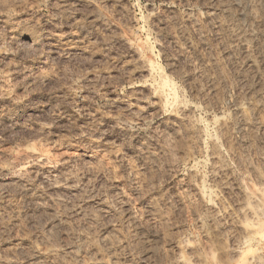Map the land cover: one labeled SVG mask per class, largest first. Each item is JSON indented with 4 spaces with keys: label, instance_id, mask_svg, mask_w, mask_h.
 Instances as JSON below:
<instances>
[{
    "label": "rangeland",
    "instance_id": "rangeland-1",
    "mask_svg": "<svg viewBox=\"0 0 264 264\" xmlns=\"http://www.w3.org/2000/svg\"><path fill=\"white\" fill-rule=\"evenodd\" d=\"M218 1L99 0L96 6L91 1V4L80 1L65 6L59 0H0V260L30 264L33 258L43 256L50 264L57 256L69 264L77 261L80 264L81 260V264H94L91 254L95 252L103 258V263L97 264H107L109 254L107 251L105 254L106 246L101 241L104 235L111 240L115 238L110 234L109 224L119 229L111 245H115L112 249H115L117 264H173L174 242H186L190 238L203 254L214 249L210 238L201 232L202 219L197 220L188 202H182L181 197L185 177L192 167L200 169L208 178L207 152L203 163L193 159L190 163L183 162V155L193 152L185 138L180 140L184 148L180 147V141L175 146L171 124L165 116L167 109L171 111L177 105L187 107L193 103L192 119L201 128L205 150L210 151V141L222 144V137L217 135V117L229 119L236 108L235 100L244 97L243 101L250 98L264 103V79L260 81L264 73V0H237L230 8L229 2ZM190 11L197 17L194 23L188 18ZM211 11L212 16H207ZM248 27L254 28L252 37L240 41L239 34ZM177 32L191 46L177 45ZM74 33L80 36L68 54V45L61 44L60 39L62 35ZM26 34L37 35V47L27 44ZM45 35L51 38L50 50L43 38ZM129 43L144 55H150L160 68L147 78L148 82L157 81L155 84L160 85L158 82L165 80L170 85L164 84L165 88L173 89L172 92L168 87L173 94L168 90L172 96L168 103L176 102L167 103L170 108L166 106V112L154 103L152 93L146 89L137 93L130 88L133 82L143 83L145 78L133 77L135 65ZM250 59L257 66H251ZM249 90L253 93L248 96ZM207 100L211 105L208 111L203 108ZM236 124L232 127L235 137L241 136L239 139L247 145L256 142ZM31 143L46 154L53 175L41 173L40 178H35L28 167L22 168L28 160L24 150ZM262 147L260 150L264 153ZM149 150L157 153L156 158L149 157ZM233 170L235 176L248 175L235 164ZM51 176L67 181L71 189L76 188L73 190L78 196H70L67 207H52L47 202L45 208H40L27 202L22 194L24 182H41L43 185L38 184L39 187L45 189L46 182L54 181ZM119 187L121 193L117 195L114 191ZM123 201L130 205L134 215L137 213L138 225L126 219ZM154 207L157 215L162 214V220L159 215L148 212ZM54 214L62 216L67 225L53 226Z\"/></svg>",
    "mask_w": 264,
    "mask_h": 264
},
{
    "label": "bare ground",
    "instance_id": "bare-ground-1",
    "mask_svg": "<svg viewBox=\"0 0 264 264\" xmlns=\"http://www.w3.org/2000/svg\"><path fill=\"white\" fill-rule=\"evenodd\" d=\"M63 5L65 6H70L74 3H79L80 1H89L91 2H95V6L97 5L96 3L99 0H59ZM218 1V0H217ZM220 1H224L226 3H228L229 8L230 6L232 7L234 5V1L238 2L237 0H233V3L229 0H219ZM245 1V0H243ZM207 2V1H206ZM209 2V1H208ZM242 2V1H241ZM243 3V2H242ZM217 4V3H216ZM223 4V3H222ZM225 4V3H224ZM240 3H237L236 5H238ZM244 4V3H243ZM94 5V4H93ZM61 6V4H60ZM235 6V5H234ZM239 6V5H238ZM243 6V5H242ZM261 6V5H260ZM63 7V6H62ZM225 9V6H222ZM241 7V6H239ZM238 7V8H239ZM264 7V6H263ZM74 8V7H73ZM150 8V7H149ZM228 7H226V9H229ZM237 9V6L234 7ZM67 9V8H66ZM232 9V8H231ZM241 9V8H240ZM98 11V10H97ZM228 11V10H227ZM151 13V12H150ZM197 13V12H195ZM214 12H208L207 16H212ZM95 15V14H94ZM188 18H190L191 22H195L197 20V17H195V15L193 16V13L190 11L188 12ZM206 16V17H207ZM218 16V15H217ZM256 16V15H255ZM104 17V16H103ZM195 17V18H194ZM100 18V17H99ZM208 18V17H207ZM214 19V18H213ZM105 20V19H104ZM217 20V19H216ZM175 21V20H174ZM95 22V21H94ZM193 22V23H194ZM192 23V24H193ZM221 25V24H220ZM80 26V25H79ZM173 26V25H172ZM82 27V26H81ZM174 27V26H173ZM177 27V26H176ZM24 28V27H23ZM84 28V27H83ZM82 28V29H83ZM249 28V27H248ZM141 29V28H140ZM199 29V28H198ZM240 29V28H239ZM254 29V28H253ZM253 29L249 28V29H242V33H238L240 35L241 40L240 41H245L246 39H248L249 37H252L253 35ZM174 30V29H173ZM18 31V30H17ZM17 31L16 32V36L17 35ZM184 31V30H183ZM231 31V30H230ZM234 31V30H233ZM20 32V31H19ZM28 32V31H27ZM79 32V31H78ZM84 32V31H83ZM176 32V31H175ZM22 33V32H20ZM31 33V32H30ZM82 33L79 32V34ZM184 33V32H183ZM198 33V31H197ZM220 33V32H219ZM234 33V32H233ZM14 35V33H12ZM19 34V33H18ZM36 34V33H35ZM34 36L31 34H26L24 37L27 38V44L29 45H38L37 44V40L36 36ZM79 34L74 33L71 35H66L61 37V44L64 45H68L67 48L69 49L68 54L70 53L71 50H73L76 45L74 46L73 43L76 42L74 40H76L77 38H79ZM182 33L179 34V32H177V36H176V44L179 45L180 47H189L191 46L189 44V40L187 41L186 38L183 39V37L181 36ZM237 34V35H238ZM255 34V33H254ZM22 35V34H21ZM49 35V34H48ZM43 36V38H45L44 40H47L45 43L46 45H48L49 47L48 50H50L52 44L49 42L50 41V36ZM60 35V34H59ZM20 36V35H19ZM83 36V35H81ZM172 36V35H171ZM199 36V35H198ZM218 36V35H217ZM189 37V36H188ZM235 37V36H234ZM239 37V36H238ZM236 37V38H238ZM20 38V37H18ZM38 38V37H37ZM41 38L40 41L43 39ZM219 38V36H218ZM239 38V39H240ZM16 39V37H15ZM24 40V39H23ZM78 40V39H77ZM173 40V39H172ZM239 41V40H238ZM239 41V42H240ZM39 42V41H38ZM78 42V41H77ZM132 42V41H131ZM130 42V43H131ZM236 42V41H235ZM127 43V42H126ZM129 43V45H130ZM139 43V42H138ZM137 43V44H138ZM141 43V42H140ZM75 44V43H74ZM34 46V47H35ZM45 46V45H44ZM78 46V45H77ZM241 46V45H240ZM243 46V43H242ZM37 47V46H36ZM40 47V46H39ZM178 47V46H177ZM50 48V49H49ZM56 48V47H55ZM131 48V55L133 56L134 59H132L131 61H134L135 67L133 69V72L131 74L134 75H140V76H144V82L143 83H135L133 82L132 85L130 86V88H134L135 90H137L136 92L138 93V91H144V89H146L148 91V93H152L153 97H155L154 99V103H156V105L161 108L160 110H164L167 106L168 103V99L172 100V96H169L168 94V90H170L171 93V87H169L170 85L168 84V81H166V83L161 79L160 76H158L157 74H159L157 72V76L160 77V79L163 81H159L158 83H161L160 85H156L155 83L157 81H155V83L153 84L152 82H148V77L152 76L153 73H155L154 71L158 68V64L157 62L149 55H144L143 53H141L140 49L138 47L134 48L132 45H130ZM243 50L245 49V45L243 46ZM36 49V48H35ZM39 49V48H38ZM41 49V47H40ZM78 49V48H77ZM182 49V48H181ZM241 49V48H240ZM53 50V49H52ZM51 50V51H52ZM84 49H82L83 51ZM87 50V49H86ZM85 50V51H86ZM184 50V49H183ZM50 51V52H51ZM55 51V50H54ZM67 51V49H66ZM185 51V50H184ZM188 51V50H187ZM242 52V50H240ZM43 52V51H42ZM63 52V51H62ZM74 52V51H73ZM78 52V51H77ZM130 52V51H129ZM240 52V53H241ZM40 53V52H39ZM76 53V52H74ZM247 53V52H246ZM62 54V53H61ZM77 54V53H76ZM84 54V53H83ZM72 55V54H71ZM130 55V54H129ZM40 56H42L40 54ZM246 57V56H245ZM209 58V57H208ZM252 58V57H251ZM184 59V58H183ZM255 59V58H254ZM254 59H250L249 60V64L253 67H255L254 65L257 66L256 61ZM246 60V59H245ZM257 60V59H256ZM189 61V60H188ZM206 62V61H205ZM212 62V61H211ZM246 62V61H245ZM46 63V62H45ZM133 63V62H131ZM127 64V63H126ZM219 64V63H218ZM130 65V64H128ZM123 67V66H122ZM250 67V66H249ZM252 67V68H253ZM130 68V67H129ZM259 68V67H258ZM173 69V68H172ZM162 70V69H161ZM171 71V70H170ZM164 72V71H163ZM204 72V71H203ZM258 72V71H257ZM264 72V71H263ZM256 73V72H255ZM161 74H163L161 72ZM160 74V75H161ZM165 74V73H164ZM257 74V73H256ZM264 75V73H263ZM261 75L260 76V81H262L264 79V76ZM43 75H41L42 77ZM156 76V78H158ZM177 76V75H176ZM221 76V75H220ZM223 76V74H222ZM221 76V77H222ZM225 76V75H224ZM258 76V75H257ZM40 77V76H39ZM44 77V76H43ZM136 77V76H135ZM163 77V76H162ZM165 77H167L165 75ZM47 78V77H46ZM152 79H156L151 77ZM259 78V77H258ZM224 79V78H223ZM166 80H168L166 78ZM173 81V80H172ZM137 82V81H136ZM163 83V84H162ZM264 83V82H263ZM164 84H168V87L165 88ZM218 84V83H217ZM172 85V84H171ZM261 86V85H260ZM255 87V86H254ZM259 87V86H258ZM262 87V86H261ZM260 87V88H261ZM216 88V87H215ZM211 89H213L211 87ZM252 89V88H250ZM218 90V89H217ZM221 90V89H220ZM256 90V89H255ZM142 91V92H143ZM209 91V90H208ZM135 92V91H134ZM173 92V89H172ZM210 92V91H209ZM219 91H217L218 93ZM253 90L252 91H248L247 95L249 96V94L252 95ZM219 94V93H218ZM237 94V93H236ZM241 94V93H240ZM244 94V93H243ZM242 94V95H243ZM141 95V94H140ZM170 95H173L172 93ZM214 98L216 96V92L213 94ZM250 95V96H251ZM144 96V95H143ZM169 96V98H168ZM175 96V94H174ZM173 96V98H174ZM152 97V98H153ZM210 98V96H208ZM212 97V98H213ZM240 97V96H239ZM176 98V97H175ZM207 98V97H206ZM213 98V99H214ZM222 98V96H221ZM242 98V97H241ZM237 99L235 101L236 103V108L235 110H233L232 112V116L228 119V118H222L221 116L217 117L219 118L217 121V135L219 134V137H222V144L219 145L218 143H216L215 141L211 142L210 144V151H206L205 150V141L201 132V128L199 126H197L193 119H192V114L194 113V108L195 105L192 103V105L187 106V107H183V106H178L174 109H172L171 111H169V109H167L168 113L165 116V119H167V121L170 122L171 126L169 125L170 128V132H171V136H173V140L174 143L180 141L181 139L184 140L183 138H185V142L189 143V146L191 149V151L193 152L192 155H186L184 154L182 157V161L183 162H187L190 163L191 159L193 160H198L202 162V158L205 157V152H207V158L208 159V164H207V169L208 170V178H206V175L203 174L202 171H200V169L198 168H191L188 172V174L185 177V183L184 184V191L183 194L184 196L182 197V202L187 201L188 205H189V210H191L197 220L202 219L200 221L201 223V232L202 234L204 233V237H208L210 238V240L212 241L211 243L214 244V246H212L214 249L208 250L209 253L203 254L201 253V251L199 250V247L196 243L195 240H193V238L188 239L186 242L184 241H178V242H174V255L172 252V260L174 259L175 262H173V264H264V153H262V151L260 150L261 143L264 141V103L260 104L258 101H252L250 100V98L247 101H243L244 97L242 99ZM139 100V99H137ZM206 100V99H205ZM217 100V99H215ZM261 100V99H260ZM211 103L213 101L209 100ZM218 101V100H217ZM173 102L176 101H172L170 102L171 104H173ZM195 102V101H194ZM202 102V101H201ZM205 103L203 104V108L208 111L210 108V103H208L207 101H204ZM170 103H168L170 105ZM203 103V102H202ZM201 103V105H202ZM217 103V102H215ZM219 103V101H218ZM198 104V103H197ZM214 104V102H213ZM217 106V104H214ZM235 105V104H234ZM199 106V105H198ZM215 106V107H216ZM143 107V106H141ZM140 107V108H141ZM169 107V106H167ZM234 107V106H233ZM51 108V107H50ZM131 108V107H130ZM170 108V107H169ZM173 108V107H172ZM201 108V107H200ZM214 108V106H213ZM220 108V107H219ZM211 109V108H210ZM215 109V108H214ZM134 111V110H133ZM155 111V110H154ZM165 111V110H164ZM163 111V113H164ZM166 112V111H165ZM130 113V112H129ZM137 113V112H136ZM140 113V112H139ZM161 113V112H160ZM207 113V112H206ZM46 114V113H45ZM157 115V114H156ZM155 115V116H156ZM217 115V114H216ZM214 116V115H213ZM212 116V117H213ZM48 117V116H47ZM52 117V116H51ZM214 118V117H213ZM216 118V119H217ZM51 119V118H50ZM117 119V118H115ZM119 119V118H118ZM159 119V118H158ZM200 119V118H199ZM37 120V119H36ZM49 120V119H48ZM115 121V120H114ZM215 121V119H214ZM2 122V121H1ZM166 122V121H165ZM168 122V123H169ZM216 122V121H215ZM118 123V122H117ZM234 123L238 124L240 127V130L243 132V134L250 135L251 138L256 139V142H254L251 145H247L245 142H243V140L239 139L241 136H239V138L235 137L232 131H234L232 129ZM236 124V125H237ZM36 125V124H35ZM164 125V124H163ZM37 126V125H36ZM216 126V125H215ZM37 128V127H36ZM168 128V129H169ZM42 129V128H41ZM237 129V128H235ZM239 130V129H238ZM51 131V130H50ZM38 132V131H37ZM90 132V131H89ZM36 133V132H35ZM90 134V133H89ZM93 134V133H92ZM95 135V134H94ZM216 135V134H215ZM169 136V135H168ZM237 136V135H236ZM218 137V136H216ZM88 138V137H87ZM91 138V137H90ZM165 138V137H164ZM171 138V137H170ZM93 139V138H92ZM98 139V138H95ZM166 139V138H165ZM164 139V140H165ZM250 139V138H249ZM258 139V140H257ZM168 140V139H167ZM171 140V141H173ZM181 140V141H182ZM211 140V139H210ZM247 140V139H246ZM260 140V141H259ZM93 141V140H92ZM98 141V140H97ZM180 147L183 146L182 142ZM251 142V141H250ZM168 143V142H167ZM170 143V142H169ZM168 143V144H169ZM185 143V146L187 147L188 145ZM160 144V143H159ZM184 144V142H183ZM102 145V144H101ZM103 146V145H102ZM143 146V145H142ZM163 146V145H162ZM175 146L177 147L178 145ZM138 147V146H137ZM140 147V146H139ZM174 147V145H173ZM170 147V148H173ZM179 147V148H180ZM185 147V148H186ZM224 147L226 148L225 151H227V153L224 151ZM264 147V146H263ZM262 147V148H263ZM152 148V147H151ZM156 148V147H155ZM184 148V146L182 147ZM166 149V148H165ZM156 150V149H155ZM169 150V149H168ZM182 150V149H181ZM186 150V149H185ZM22 151V150H21ZM150 151V150H149ZM167 151V150H166ZM165 151V152H166ZM170 151V150H169ZM172 151V150H171ZM23 152V151H22ZM176 152V151H175ZM148 153V151H147ZM167 153V152H166ZM164 153V154H166ZM174 153V152H173ZM24 157H27V161L23 164V167H28L26 169L29 170V173L32 174L35 178H38L39 175L41 173H52L51 172V165H49V160L46 156L45 153L38 151L31 143V145L26 146L25 150H24ZM82 153H80L81 155ZM145 154V153H144ZM157 154V153H156ZM156 154L154 151H150L149 152V157L151 158H156ZM163 154V155H164ZM177 154V153H176ZM195 154V155H194ZM79 155V154H78ZM86 155V154H84ZM148 155V154H147ZM161 155V154H160ZM180 155V154H179ZM23 156V155H22ZM91 156V155H90ZM79 157V156H78ZM83 157V156H81ZM181 157V156H180ZM92 158V157H91ZM87 159V157L85 158ZM145 159V158H144ZM26 160V159H24ZM155 160V159H154ZM176 160V159H175ZM179 160V158H178ZM73 161V159H72ZM86 161V160H85ZM90 161V160H89ZM92 161V160H91ZM90 161V162H91ZM177 161V160H176ZM180 161V160H179ZM181 161V162H182ZM205 162V160H203ZM75 162V161H74ZM87 162V161H86ZM194 162V161H193ZM201 162L199 164H201ZM96 163V162H95ZM203 163V162H202ZM93 164V161L92 163ZM171 164V163H170ZM237 165L238 167H240V169H242L241 171H244V173H248L249 177L246 176V174L242 175V176H235L234 175V170H233V165ZM66 165V164H65ZM71 165V164H70ZM74 165V164H73ZM87 165V164H86ZM178 165V164H177ZM20 166V165H19ZM57 166V165H56ZM63 166V165H62ZM91 166V165H89ZM94 166V165H93ZM171 166V165H170ZM11 167V166H10ZM88 167V166H87ZM96 167V166H95ZM99 167V166H98ZM178 167V166H177ZM1 168V167H0ZM70 168V167H69ZM237 168V167H236ZM3 169V168H2ZM62 169V168H61ZM72 169V168H71ZM238 169V168H237ZM1 170V169H0ZM8 170V169H7ZM57 170V169H56ZM64 170V169H63ZM63 170L61 172H63ZM67 170H68V166H67ZM66 170V171H67ZM70 170V169H69ZM239 170V169H238ZM55 171V170H54ZM74 171V170H72ZM79 171V170H78ZM133 171V168H132ZM137 171V170H136ZM174 171V170H173ZM7 172V171H6ZM141 172V171H140ZM69 173H71V170L69 171ZM135 173V172H134ZM137 173L139 174V172L137 171ZM142 173V172H141ZM171 173V172H170ZM205 173V172H204ZM74 174V172H72V175ZM81 174V173H80ZM87 174V173H86ZM239 174V172L237 173ZM53 175V173H52ZM64 175H68L69 174H64ZM77 175V174H76ZM143 175V174H141ZM32 176V177H33ZM46 176V174H45ZM140 176V174L138 175ZM145 176V175H144ZM185 176V175H184ZM52 177V176H51ZM60 177V176H59ZM64 177V176H63ZM40 178V177H39ZM50 178V176H49ZM57 177H52V180L54 179V181H50L46 182L45 185V189H42L39 187L40 183H32V182H21L22 186H19L20 188L22 187V194L24 195V197L27 199H25L27 202H31L34 203L37 207H44V205L49 202L51 204V206H63V207H67L68 206V199L73 198L72 195L74 196V194H77V192L75 193V190L71 189L70 186L67 184V181L65 179L66 182H64L63 180L56 179ZM85 178V177H84ZM89 178V177H88ZM95 178V177H94ZM143 178V176H142ZM30 179V178H29ZM45 179V178H44ZM44 179L41 178V180L44 181ZM139 179V178H137ZM136 179V180H137ZM20 180V179H19ZM22 180V179H21ZM25 180V179H24ZM36 180V179H35ZM146 180V179H145ZM17 181V180H16ZM68 181H71L68 180ZM8 182V181H7ZM45 182V181H44ZM51 182V183H50ZM73 182H75L74 178H73ZM83 182V180H82ZM14 183V182H13ZM77 183V182H76ZM75 183V185H76ZM72 185V183H69ZM138 184V183H137ZM43 185V184H41ZM139 185V184H138ZM16 187V186H15ZM72 187V186H71ZM87 187V186H86ZM110 187V186H109ZM118 187V186H117ZM115 188V187H114ZM17 189V188H16ZM76 189V188H75ZM120 187L116 188V190L114 191L115 194H120ZM19 190V189H18ZM82 190V189H81ZM141 190V189H140ZM183 190V189H182ZM79 191V189H78ZM21 192V190H20ZM83 192V191H82ZM180 192V191H179ZM80 195V191L78 192ZM113 193V194H114ZM75 195V197H76ZM114 196V195H112ZM23 198V196H21ZM74 197V199H75ZM80 197V196H79ZM123 197V196H121ZM180 197V196H179ZM113 198V197H112ZM181 199V198H180ZM24 200V199H23ZM29 200V201H28ZM71 200V199H70ZM77 200V199H75ZM122 200V199H121ZM126 200V199H125ZM150 203V202H149ZM156 203V202H154ZM32 204V205H34ZM72 204V203H71ZM99 204V202H98ZM120 204V203H119ZM150 205V204H149ZM47 206V205H45ZM118 206V204H117ZM155 206V205H154ZM96 207H98L96 205ZM100 207V206H99ZM98 207V208H99ZM133 207V206H132ZM45 208V207H44ZM62 208V207H61ZM84 208V207H83ZM97 208V209H98ZM110 208V207H108ZM159 208V207H158ZM56 209V208H55ZM100 209V208H99ZM103 209V208H102ZM101 209V210H102ZM106 209V206L105 208ZM103 209V210H104ZM45 210V209H44ZM57 210V209H56ZM119 210V209H118ZM38 211V210H37ZM50 211V210H49ZM68 211V210H67ZM144 211V210H143ZM43 212V211H42ZM47 212V211H46ZM56 212V211H55ZM103 212V211H102ZM121 212V211H120ZM119 212V214H120ZM122 212H124V215L126 217V219L129 221V223H133V225H138V218H137V213L134 215L130 205H128V203H124V201L122 202ZM149 213H151L153 216L155 215L156 217L159 215L156 214V208L154 207L149 208L148 210ZM159 213V211H157ZM48 213V212H47ZM54 213V211H53ZM69 213V212H68ZM112 213V212H111ZM146 213V212H145ZM61 214V213H60ZM102 214V213H101ZM193 214V215H194ZM52 214L50 213V216ZM152 216V217H153ZM49 217V216H48ZM88 217V216H87ZM159 219H163L162 214L158 216ZM108 218V217H107ZM144 218V217H143ZM52 220V224L53 226L57 227H65V220L63 219L62 216L54 214L51 218ZM13 220V219H12ZM91 220V219H90ZM89 220V221H90ZM140 220V219H139ZM145 220V219H144ZM92 221V220H91ZM96 221V220H95ZM98 221V220H97ZM108 221V220H107ZM127 221V223H128ZM112 222V221H111ZM116 222V221H115ZM126 223V224H127ZM128 223V224H129ZM130 223V224H131ZM199 223V224H200ZM114 224V223H113ZM95 225V224H94ZM109 230L111 231V235H114V239L111 240L109 237L107 238L108 235H104L102 236L104 239L103 241H101L103 244H105V254L106 251L109 259L106 262L107 264H117L116 263V257L115 256V249H112L111 245L114 243V241H116L115 239L117 238L116 235L118 236V226L116 225H111L109 224ZM124 225V224H122ZM5 226V225H4ZM52 226V225H51ZM99 226V225H98ZM67 227V226H66ZM69 227V225H68ZM67 227V228H68ZM136 227V226H135ZM200 227V226H199ZM50 228V227H49ZM122 228V227H121ZM126 228V227H125ZM2 229V228H1ZM70 229V227H69ZM102 229V228H101ZM4 230V229H3ZM48 230V229H47ZM53 227H52V231H53ZM121 230V229H120ZM160 230V229H159ZM51 231V230H49ZM55 231V230H54ZM101 231V230H100ZM161 231V230H160ZM112 232L114 234H112ZM121 232V231H120ZM128 232V231H127ZM159 232V231H157ZM164 232V230H163ZM163 232H161V235H163ZM200 232V233H201ZM50 234V233H49ZM120 234V233H119ZM132 234V233H131ZM169 234V233H168ZM167 234V235H168ZM184 234V233H183ZM50 236V235H48ZM46 236V238L48 237ZM121 236V235H120ZM132 236V235H131ZM144 236V235H143ZM164 236V235H163ZM162 236V237H163ZM190 236V235H189ZM101 237V236H100ZM113 237V236H111ZM122 237V236H121ZM41 238V237H40ZM43 238V237H42ZM41 238V239H42ZM49 238V237H48ZM146 238V237H145ZM177 238V237H176ZM180 238V235H179ZM40 239V240H41ZM44 239V238H43ZM42 239V240H43ZM101 239V238H99ZM120 239V238H119ZM173 239V238H172ZM50 242L52 241L51 239H49ZM122 240V239H121ZM144 240V239H142ZM185 240V239H184ZM46 242V240H43ZM145 241V240H144ZM43 242V243H45ZM47 243V242H46ZM117 243V242H116ZM122 243V242H121ZM150 244V242H148ZM49 244V243H47ZM53 244V243H52ZM56 244V243H55ZM151 245V244H150ZM50 245H48L49 247ZM56 246H58L56 244ZM103 247V246H102ZM103 247V250H104ZM121 247V246H120ZM149 247V246H148ZM56 248V247H55ZM122 248V247H121ZM125 248V247H124ZM73 249V248H72ZM88 249V248H87ZM92 249V248H91ZM212 249V248H211ZM20 250V249H19ZM50 252L52 253L53 250L52 247H50ZM72 252V250H69ZM68 251V252H69ZM121 251V250H120ZM211 251V253H210ZM18 252V251H17ZM84 252V251H83ZM89 252V250H88ZM94 252V251H93ZM98 252V251H97ZM207 252V251H206ZM54 253V252H53ZM70 253V252H69ZM73 253V252H72ZM79 253V252H78ZM82 254V253H80ZM91 254V253H90ZM101 254V253H100ZM99 254V255H100ZM33 255V254H32ZM56 255V254H55ZM70 255V254H69ZM73 258L79 260L78 255L73 253ZM84 255V254H83ZM83 255L82 259H83ZM99 255L97 253L94 252V254H91V259H92V263L97 264V263H103L102 259L100 258ZM31 256V255H30ZM36 256V255H35ZM63 256V255H61ZM60 256V257H61ZM65 256V255H64ZM80 256V257H81ZM171 256V257H172ZM26 257V256H25ZM66 257V256H65ZM1 258V257H0ZM10 258V257H9ZM13 258V257H11ZM10 258V259H11ZM53 258V257H52ZM67 258V257H66ZM6 259V258H5ZM69 259V257H68ZM27 260V259H26ZM50 260H52L50 258ZM72 260V259H71ZM70 260V261H71ZM67 261V260H66ZM69 261V260H68ZM73 261V260H72ZM82 261V260H81ZM81 261L79 262L81 264ZM49 261H47L46 258H42L41 257H36L33 258L30 262V264H49ZM52 261H50L51 264ZM84 262V261H83ZM78 261L75 263L77 264ZM119 263V262H118ZM0 264H17L15 262H13L12 260H4L1 259L0 260ZM22 264V262H21ZM52 264H69L67 262H65L64 258L61 259L57 256H55L53 258V262ZM84 264V263H83Z\"/></svg>",
    "mask_w": 264,
    "mask_h": 264
}]
</instances>
